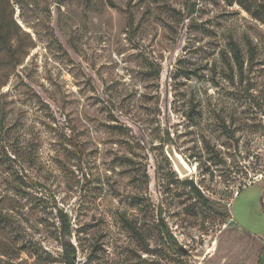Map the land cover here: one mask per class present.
I'll return each mask as SVG.
<instances>
[{"label": "rangeland", "instance_id": "obj_1", "mask_svg": "<svg viewBox=\"0 0 264 264\" xmlns=\"http://www.w3.org/2000/svg\"><path fill=\"white\" fill-rule=\"evenodd\" d=\"M12 1L27 55L0 104L32 161L0 157V264H61L68 239L76 264H257L264 0Z\"/></svg>", "mask_w": 264, "mask_h": 264}, {"label": "trees", "instance_id": "obj_2", "mask_svg": "<svg viewBox=\"0 0 264 264\" xmlns=\"http://www.w3.org/2000/svg\"><path fill=\"white\" fill-rule=\"evenodd\" d=\"M230 3V0H226ZM233 1V0H232ZM261 9L264 10V5H261ZM15 3L12 0H0V92L9 83L11 78H19L18 68L23 65V61L26 57L24 51L22 39L28 35L25 34L15 19ZM233 57V62L237 66L239 71H242V58L241 52L238 46L231 42L229 44ZM228 69L231 72L232 68L227 63ZM2 94L0 93V96ZM7 111L0 104V157H4L8 162L17 164L19 166V172H15V176L21 177L24 172V164H28L32 161V156L27 153L24 148L13 138L12 131L8 125ZM9 153V154H8ZM10 155V156H9ZM12 157V158H11ZM29 184L30 180H27ZM254 181V180H253ZM253 181H248L247 184L237 189L235 194L242 188L252 185ZM190 192L195 198L200 201L204 200L200 190L193 184L192 181L186 182ZM13 188L21 192V188L14 184ZM7 216L0 211V221L7 222ZM57 219L60 224V235L70 234V222L67 215L59 211L57 213ZM163 226V224H162ZM163 236L166 241L170 239L165 226H163ZM171 240V239H170ZM264 257V246L258 258L257 264H261ZM61 264H76L75 263V249L74 247L65 248L61 257Z\"/></svg>", "mask_w": 264, "mask_h": 264}, {"label": "water", "instance_id": "obj_3", "mask_svg": "<svg viewBox=\"0 0 264 264\" xmlns=\"http://www.w3.org/2000/svg\"><path fill=\"white\" fill-rule=\"evenodd\" d=\"M165 153L169 159V161L172 163L173 169L178 175L179 178H185L191 174V169L188 167V165L183 161L180 155H178L172 145L167 146ZM63 246L65 248H70L73 246L71 239H68L64 241Z\"/></svg>", "mask_w": 264, "mask_h": 264}, {"label": "crops", "instance_id": "obj_4", "mask_svg": "<svg viewBox=\"0 0 264 264\" xmlns=\"http://www.w3.org/2000/svg\"><path fill=\"white\" fill-rule=\"evenodd\" d=\"M235 195V194H234ZM221 264H227V261H224V260H222L221 261ZM231 264V263H230ZM233 264H235V263H233Z\"/></svg>", "mask_w": 264, "mask_h": 264}]
</instances>
